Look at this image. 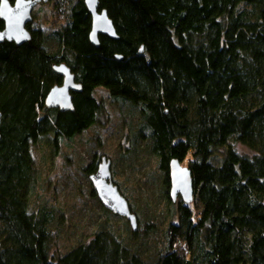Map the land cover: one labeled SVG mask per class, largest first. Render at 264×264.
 <instances>
[{
	"label": "trees",
	"instance_id": "1",
	"mask_svg": "<svg viewBox=\"0 0 264 264\" xmlns=\"http://www.w3.org/2000/svg\"><path fill=\"white\" fill-rule=\"evenodd\" d=\"M55 9L58 27L0 44V264H264V0H99L118 39L100 34L97 46L85 0H57ZM59 64L81 85L72 110L45 103L64 81ZM99 90L136 121L122 160L156 158L149 175H161L167 221L152 238L153 220L138 227L132 207L134 229L92 187L108 220L64 250L61 210L34 200L31 147L61 154L63 141L102 125ZM102 157L82 164L88 177ZM172 159L191 171L192 202L170 196Z\"/></svg>",
	"mask_w": 264,
	"mask_h": 264
},
{
	"label": "rangeland",
	"instance_id": "2",
	"mask_svg": "<svg viewBox=\"0 0 264 264\" xmlns=\"http://www.w3.org/2000/svg\"><path fill=\"white\" fill-rule=\"evenodd\" d=\"M56 4L57 1L51 0L50 3H41L35 7L34 25L36 27L42 26L43 29L50 31L54 24H57L56 27L59 26ZM98 93L106 101L105 112L108 116L107 118L106 115H102L100 118L102 125L91 126L72 142L63 141L61 154L58 151L56 155L50 147H44L47 143L41 142L31 147L38 170L37 176L40 177L37 190L40 195L38 194L34 200L39 203L42 200L49 201L56 206L58 215H60L58 211L61 210L62 219L57 218L55 221V225L58 226L55 230L59 246L64 250L77 242L89 240L93 236L94 229L108 220L106 214L102 212L103 204L99 203L98 195L99 201L92 197L91 179L81 169L82 164L97 160L102 155L111 158L112 173L114 172L112 178L117 181L119 189L125 191L124 195L129 199L131 208L133 207L138 214V227L145 228V224L153 220L158 231L150 234L153 238V236H160L159 233L161 234L167 221L160 214L167 202L160 183L161 175L159 171L155 173V177L149 175L150 171H157L154 155L148 152L142 153L135 163L126 159L122 160L121 154L126 148L125 144H129L131 130L134 131L136 127L135 119L132 125H129V121L121 115V111L112 100H109L107 93L104 90H99ZM238 147L242 152L250 151L244 146ZM180 198L179 196L176 202ZM111 221L125 227L122 219L111 218ZM152 238H150L151 249H155L156 243Z\"/></svg>",
	"mask_w": 264,
	"mask_h": 264
},
{
	"label": "water",
	"instance_id": "3",
	"mask_svg": "<svg viewBox=\"0 0 264 264\" xmlns=\"http://www.w3.org/2000/svg\"><path fill=\"white\" fill-rule=\"evenodd\" d=\"M40 1L48 0H16L15 5L8 0H1L0 15L5 22V29L0 31V42L9 39L16 40L17 44L29 41L31 36L25 24L32 20V10ZM88 11L92 15V29L90 31V40L93 45H99V35H109L118 39L114 23L109 17L108 11L99 10V0H85ZM142 51V50H141ZM122 57V56H120ZM54 69L63 77L62 85H55L47 95L45 103L49 108L59 107L62 110L74 108L73 91L81 88V85L75 80L72 69L66 64L55 65ZM1 122V112H0ZM98 170L89 176L96 190L99 200L103 206L119 214L132 223L133 228L137 226L136 214L131 209L130 201L127 199L115 184L112 178L111 159L103 156L98 165ZM170 196L177 200L178 196L186 202L193 201L194 185L190 169L179 162L177 159L170 161Z\"/></svg>",
	"mask_w": 264,
	"mask_h": 264
},
{
	"label": "flooded vegetation",
	"instance_id": "4",
	"mask_svg": "<svg viewBox=\"0 0 264 264\" xmlns=\"http://www.w3.org/2000/svg\"><path fill=\"white\" fill-rule=\"evenodd\" d=\"M9 1V3L10 4H12V5H15V2H16V0H8ZM50 1L51 0H48V1H46L47 3H50ZM53 1V0H52ZM57 0H55V2H56ZM46 2H44V1H40L39 2V4H41V3H46ZM0 3H1V0H0ZM38 4V5H39ZM1 5V4H0ZM38 5H36L35 7H37ZM33 8V10H32V12H31V14H32V20H30L29 22H27L26 24H25V28L27 29V31L29 32V34H30V36H31V38H30V40L33 38V36H32V34H33V31H38V30H40V29H42V30H46V29H43V27L42 26H40V27H36V25H34V23H35V14H34V11H35V9L36 8ZM0 23L2 24V26H3V28L2 29H0V31H2V30H4L5 29V22H4V20L1 18V15H0ZM30 40L29 41H26V42H30ZM5 42H9V43H13V44H16V45H22L23 43H21V44H17V42H16V40H9L8 38L7 39H5V40H3V41H1L0 42V44L1 43H5ZM26 42H24V43H26Z\"/></svg>",
	"mask_w": 264,
	"mask_h": 264
}]
</instances>
